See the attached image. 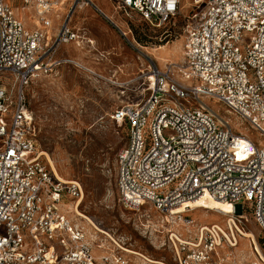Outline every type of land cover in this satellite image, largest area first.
I'll list each match as a JSON object with an SVG mask.
<instances>
[{
    "label": "built area",
    "instance_id": "2783aa9c",
    "mask_svg": "<svg viewBox=\"0 0 264 264\" xmlns=\"http://www.w3.org/2000/svg\"><path fill=\"white\" fill-rule=\"evenodd\" d=\"M109 2L117 18L135 16L156 28L168 26L181 4ZM85 6L91 1L0 0V264H130L109 234L117 249L98 240L94 227L90 237L70 216L83 188L44 162L27 101L32 81L75 65L56 54L62 45L81 48L90 40L70 26ZM188 6L182 63H151L140 78L147 94L110 117L126 129L115 158L116 189L141 231L159 220L174 264H232L245 212L264 235V0H190ZM19 10L31 13L32 28ZM101 15L125 36L113 18ZM207 101L258 139L235 132ZM204 196L235 208L225 227L196 225L186 217L190 207L175 213Z\"/></svg>",
    "mask_w": 264,
    "mask_h": 264
},
{
    "label": "rangeland",
    "instance_id": "374dc122",
    "mask_svg": "<svg viewBox=\"0 0 264 264\" xmlns=\"http://www.w3.org/2000/svg\"><path fill=\"white\" fill-rule=\"evenodd\" d=\"M90 1L92 7L77 10L70 25L80 28L81 35L84 39H90L93 46L87 45L89 43L86 44V41L81 48L74 43L62 45L56 56L75 65L60 66L52 74L35 79L26 91L38 147L49 156L63 180H74L81 184L84 197L78 211L90 219L96 228L109 234L126 252H135L164 264H174L172 254L164 246L166 233L159 228V220L153 219V229L143 232L134 214L119 203L115 158L125 144L126 129L117 126L110 117L123 105L135 103L147 94L140 78L141 72L151 63L159 68L169 62L182 63L183 27L185 17L191 11L188 6L190 0H182L178 15L168 26L160 28L152 27L135 16L126 20L117 18L109 0ZM103 13L113 14L111 18L125 36L102 17ZM19 16L27 29L32 28L30 12L19 10ZM161 46L166 47L161 50ZM172 52L176 53L177 58L171 55ZM206 103L229 120L235 132L245 134L253 141L258 139L255 133L234 116L226 114L216 102ZM43 160L46 163L45 157ZM70 216L74 218L72 214ZM186 217L196 225L218 224L225 227V217L213 212L197 210ZM244 218L239 228L254 234L261 257L254 251L255 246L250 239L241 237L237 248L229 254L230 262L237 264L235 260H238L242 264H264L261 260L264 259V235L249 212L244 213ZM78 222L86 230L91 228V234H94L84 218L78 219ZM153 230L162 231V234H155ZM95 236L106 247L117 249L103 233ZM125 257L130 264L145 263L131 253H126Z\"/></svg>",
    "mask_w": 264,
    "mask_h": 264
},
{
    "label": "bare ground",
    "instance_id": "6f19581e",
    "mask_svg": "<svg viewBox=\"0 0 264 264\" xmlns=\"http://www.w3.org/2000/svg\"><path fill=\"white\" fill-rule=\"evenodd\" d=\"M88 43H89V41H87ZM165 47L166 46H161V47H159L161 50H164L165 49ZM175 51V50H174ZM171 55L173 56V57H176L177 58V55H176V53L175 52H172L171 53ZM162 57V56H161ZM166 59H167V57H166ZM165 59V60H166ZM179 59V58H178ZM41 155L42 156H44L45 157V161H46V163H47V165L50 167V169L57 175V177L58 178H60V179H62L63 180V178H61L59 175H58V173L56 172V170H55V168H54V166H53V163H52V161H51V159L49 158V156L47 155V154H45V153H42L41 152ZM83 197H84V194H83ZM83 199V198H82ZM82 203V200H81V202H80V204ZM186 207H190L191 208V210L190 211H192V212H196L197 210H202V211H204V212H213L214 214H217V215H220V216H223V217H225V223H226V220L228 219V217L226 216L228 213H231V212H234V211H236L235 210V208L232 206V205H230L229 203H226V202H221V201H217V200H214V199H211L210 197H208V196H204V197H201V198H198V199H195V200H193V201H190V202H187L186 204H184V205H182L181 207H178L177 209H176V211H175V213H184V212H186ZM78 209L79 208H77V209H75L74 210V213H75V215H73V217L75 218V220H77V222H78V219H82V218H84L86 221H87V226L90 228V226L91 227H94L97 231H98V233H100V234H107V233H105V232H103V231H101V230H99L98 228H96L95 227V225L93 224V222L90 220V219H88L86 216H84L83 214H81V213H79V211H78ZM79 224H81L80 222H78ZM82 225V224H81ZM90 225V226H89ZM214 225H218V224H214ZM83 226V225H82ZM219 226V225H218ZM83 227H85V226H83ZM236 228H237V230L240 232V234H239V237H240V239H241V237L243 238V239H250V243L253 245L254 244V246H255V249H254V251H256V253H258V255L261 257V253H260V250H259V248H258V245H257V243H256V240H255V236H254V234H252V233H247V232H243L239 227H237L236 226ZM87 231H88V233H89V235H91L90 237H92V236H94V235H92L91 234V228H90V230H88L87 229ZM108 235V234H107ZM126 251V250H125ZM126 253H131V254H133L134 256H138L139 258H141L145 263L144 264H164L163 262H161V261H157V260H150V259H148V258H146V257H144V256H142V255H140V254H138V253H135V252H131V251H127ZM235 257V256H234ZM236 261V263L237 264H242V263H240L238 260H235Z\"/></svg>",
    "mask_w": 264,
    "mask_h": 264
},
{
    "label": "crops",
    "instance_id": "0c3cea01",
    "mask_svg": "<svg viewBox=\"0 0 264 264\" xmlns=\"http://www.w3.org/2000/svg\"><path fill=\"white\" fill-rule=\"evenodd\" d=\"M182 0H180V2H181ZM184 1H187V0H184ZM185 3V2H184ZM104 15L106 16V17H108V18H111V17H113V14H105L104 13ZM71 26V25H70ZM71 28L74 30V31H80V28H77V27H75V26H71ZM58 58V57H57Z\"/></svg>",
    "mask_w": 264,
    "mask_h": 264
}]
</instances>
